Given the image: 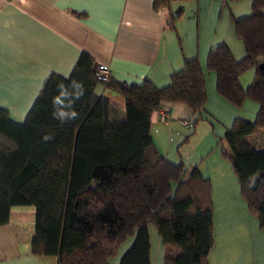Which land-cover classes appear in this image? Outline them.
<instances>
[{
    "label": "trees",
    "instance_id": "trees-1",
    "mask_svg": "<svg viewBox=\"0 0 264 264\" xmlns=\"http://www.w3.org/2000/svg\"><path fill=\"white\" fill-rule=\"evenodd\" d=\"M234 31L246 54L236 59L219 44L208 51L205 68L228 102L239 106L248 98L258 105L253 120L236 118L226 128L220 153L264 238V149L246 141L264 129V0H252L251 12L234 20ZM94 68L82 52L67 78L50 74L22 123L0 108V225L9 222L13 207L33 206L31 252L54 257L56 264H108L129 236L133 241L117 264H150L149 225L163 248V264H209V181L196 166L185 169L162 157L149 135L151 113L163 102L201 112L207 93L199 60L185 58L162 87L149 79L103 84ZM249 69L253 77L243 88L240 76ZM73 79L83 82L85 93L74 105L77 118L61 124L51 100L58 83ZM99 83L122 96L123 117L95 94ZM46 133L54 138L45 142Z\"/></svg>",
    "mask_w": 264,
    "mask_h": 264
},
{
    "label": "crops",
    "instance_id": "crops-1",
    "mask_svg": "<svg viewBox=\"0 0 264 264\" xmlns=\"http://www.w3.org/2000/svg\"><path fill=\"white\" fill-rule=\"evenodd\" d=\"M154 2L0 0V108L8 119L22 123L46 78L50 74L67 78L82 52L95 66L106 64L113 82L129 85L149 79L157 87L169 83L170 74L182 68L185 58H197L204 78L210 76L206 57L219 44L225 43L236 59L246 54L234 20L251 12L252 0H162L158 7ZM249 70L240 76L241 85L245 76L243 88L253 77ZM95 94L114 104L123 117L119 93L99 83ZM160 108L168 117L161 120L153 111L149 135L157 152L168 159L175 138L189 128L182 121H192L195 114L180 103L163 102ZM197 169L209 181L212 204L208 263L264 264L263 234L246 209L230 164L220 150L209 151ZM33 217V206L11 209L9 222L0 225V264H56L54 257L31 252Z\"/></svg>",
    "mask_w": 264,
    "mask_h": 264
},
{
    "label": "rangeland",
    "instance_id": "rangeland-1",
    "mask_svg": "<svg viewBox=\"0 0 264 264\" xmlns=\"http://www.w3.org/2000/svg\"><path fill=\"white\" fill-rule=\"evenodd\" d=\"M251 70H249L250 72ZM247 72V73H249ZM207 99L204 111L194 113L191 126L185 128L182 135L177 136L172 143V152L168 160L174 163H182L185 169L199 167L200 160L207 152L220 150V138L223 136L226 128L230 126L236 118L253 120L258 109V105L251 99L245 98L241 105H234L230 102H223L213 90L215 89L214 73L205 78ZM212 81V88H211ZM246 86L245 76H243L242 85ZM217 92V91H216ZM264 131H258L246 137V141L252 146L264 149ZM255 142H257L255 144ZM208 148V149H206ZM205 149L207 151H205ZM205 151V152H204ZM225 159V158H224ZM228 164L230 162L225 159ZM231 166V164H230ZM232 168V167H231ZM150 232V250L152 247L151 264H163V248L155 228L149 225ZM133 236H129L122 244L118 246L117 252L109 259L108 264H117L122 254L130 246Z\"/></svg>",
    "mask_w": 264,
    "mask_h": 264
},
{
    "label": "clouds",
    "instance_id": "clouds-1",
    "mask_svg": "<svg viewBox=\"0 0 264 264\" xmlns=\"http://www.w3.org/2000/svg\"><path fill=\"white\" fill-rule=\"evenodd\" d=\"M56 89L57 95L53 96L51 100L53 118L61 124L75 120L78 116V112L74 108L75 102L80 100L85 93L83 82L73 79L67 86L64 83H58ZM53 138L52 133H46L42 136L45 142Z\"/></svg>",
    "mask_w": 264,
    "mask_h": 264
},
{
    "label": "built area",
    "instance_id": "built-area-1",
    "mask_svg": "<svg viewBox=\"0 0 264 264\" xmlns=\"http://www.w3.org/2000/svg\"><path fill=\"white\" fill-rule=\"evenodd\" d=\"M95 78L100 81L101 83H109V81L111 80V73L110 70L108 68V66L104 63H99L95 66ZM158 115L160 116L161 120H166L167 119V110L160 108V106L155 110ZM182 124L185 127H190L191 123L189 121H182Z\"/></svg>",
    "mask_w": 264,
    "mask_h": 264
}]
</instances>
